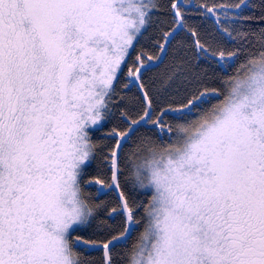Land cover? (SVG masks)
<instances>
[{
  "label": "snow or ice",
  "instance_id": "obj_1",
  "mask_svg": "<svg viewBox=\"0 0 264 264\" xmlns=\"http://www.w3.org/2000/svg\"><path fill=\"white\" fill-rule=\"evenodd\" d=\"M157 7L0 0V264H51L66 243L115 264L116 250L141 225L134 264H264V12L245 15L247 0L204 4L197 10L213 19L215 33L201 34L188 24L187 0H172L175 27L159 31L155 61L175 55L185 35L197 60L238 68L212 87L208 70L193 71L185 52L153 88L144 79L152 57L132 54ZM248 37L255 44L227 47ZM129 61L139 111L119 110L124 127H113L99 147L90 129L112 114ZM178 79L184 90H174L176 101L166 89ZM137 138L133 175L146 201L120 179ZM98 147L108 167L90 171ZM86 188L114 191L115 200L90 203ZM100 208L112 224L100 219L90 234L74 228L95 221Z\"/></svg>",
  "mask_w": 264,
  "mask_h": 264
},
{
  "label": "trees",
  "instance_id": "obj_2",
  "mask_svg": "<svg viewBox=\"0 0 264 264\" xmlns=\"http://www.w3.org/2000/svg\"><path fill=\"white\" fill-rule=\"evenodd\" d=\"M153 2L156 3L158 7L156 9H153V11L151 12L149 24L143 29L142 35L140 37V43L137 45V51L134 52L132 55H140V52L142 50L144 53L147 54V56L152 57V59L155 60V57L159 55V51L153 47V42L158 39L159 31L162 28L165 31H169L173 27H175V25L172 24V16L169 10V5L172 0H153ZM236 2H238V0H187V11L189 12V16L187 17L188 24L189 26H197L201 34L205 32L215 33V25L213 19L204 18L203 14L198 11L197 8L204 4H230ZM247 4L248 10L245 15L259 16L262 12H264V0H247ZM245 30H247V26L241 29V31ZM216 35L219 36V33H216ZM233 35H235V33H233ZM249 40H251L253 44H255L254 39L252 37H248L243 41H233L232 43H229L227 47L232 48L234 45H238L240 43L247 44ZM188 42L189 41L187 36L181 35L180 37H178L177 41L174 42L175 55L170 52L167 58L163 60V62L158 67L152 68L151 71H148L144 77L145 81H147V83L153 88H160L164 81V78L167 77L173 71L176 60L183 57L185 55V52L187 53L186 58L191 59L190 67L193 71L200 72L202 69L208 70V75L213 77V79L211 81H208L207 83H209L212 87L221 88L223 85L224 78L226 76L235 74L238 66H234L231 70L221 71L220 65L213 64L205 57H200L199 60H197L195 51L185 48V45ZM135 67L136 65L129 61L128 67L125 68L124 76L122 77L120 85L118 87V95L114 98L116 107L113 109L112 114L106 119V122L104 123L102 128L90 131L93 141H95L99 147H102L104 143H108L106 134L109 133L113 127H124V125L119 119V110H131L134 116L136 112L139 111L137 101L134 99V97L138 96V92L134 86L130 87L128 84V69H135ZM125 84H128V88H124ZM176 88H180L181 92H183L184 90L183 86H181L179 79L173 81L170 85H168L166 90L167 93L173 96L176 101H179L180 97L176 96L174 92ZM121 97H124L125 99L122 100ZM220 99H223V96H221ZM172 106L176 107L177 105L173 104ZM153 139L156 138L154 137ZM135 143H139V138H137ZM99 147L97 155L94 158V163L91 166H88L90 171H95L97 168L106 169L108 167L102 159V153L99 151ZM135 155H139V153L136 152V144L126 148L125 154L123 156V162L120 165V167H122L123 169L122 177L123 179H125V186L123 187L129 191L134 189L135 192H137L138 199L146 201L148 197L139 195V193L143 190H138L136 187L132 186L133 168L132 165L129 164L127 158L131 157L132 159ZM86 198L89 199L90 203L94 204H99L101 203V201L115 200V198L113 197L98 200L96 198L89 197L87 193ZM100 219L107 220L109 224L113 223L111 220L108 219L104 209L100 208L96 210L95 221L92 220L89 223L92 225V228H90L88 225L84 228L79 226L76 229H84L86 230V234H90L94 230L96 223H98ZM116 223L118 224L119 221H117ZM142 231L143 227L141 225V227L132 234L131 238L127 242V245L123 248H118L116 250L114 254L115 264H129L130 253L133 250V245L138 242L139 235ZM75 250L77 251L80 257L81 264H101L102 253L99 250L89 248L85 251L83 249V246L81 245H76Z\"/></svg>",
  "mask_w": 264,
  "mask_h": 264
},
{
  "label": "flooded vegetation",
  "instance_id": "obj_3",
  "mask_svg": "<svg viewBox=\"0 0 264 264\" xmlns=\"http://www.w3.org/2000/svg\"><path fill=\"white\" fill-rule=\"evenodd\" d=\"M153 62H155L154 59H153ZM162 62H163V61H162ZM162 62H161V63H162ZM145 63H147V61H145ZM161 63H160V64H161ZM160 64L156 65L155 67H158ZM155 67H152V68H155ZM129 86H130V87H133L134 84H133V85L129 84ZM166 119L169 121V123H172V124L185 123L184 121H178V122H176V121L172 120L171 116L166 117ZM105 122H106V119L103 120V122L101 123V125H100L99 127L94 128V129H92V130L102 128V126L104 125ZM90 131H91V130H90ZM153 138H154V137H153ZM155 138H156V137H155ZM164 139L167 140L168 137H164ZM134 144H137V143H135V142H134V143H130V144L127 145L126 148L131 147V146H133ZM137 157H138V155L133 156L132 159H131V157H130V158H127L129 164L132 165L133 173H134V171H135V169H134V167H133V163H134V161H136ZM93 163H94V159H92V160L86 162V166H87V167H88V166H91ZM107 166H108V165H107ZM121 169H122V167H121ZM122 175H123V169H122V173H121V178H120V179H121V185H122V186H125V179H123ZM132 181H133V183H132V186H133V187H136L138 190H142V189H139V187L135 184L134 175H133V180H132ZM128 191H129V190H128ZM131 191L134 192V193H137V192H135L134 189H132ZM143 191H144V190H143ZM85 192L87 193V195H88L89 197H93V198H96V199H98V200H99V199H104V198H109V197H111V198H112V197L115 198V195H116V193H115L114 191H113V192H109L108 195H104V194H102V195H97V194L92 190V188H86V189H85Z\"/></svg>",
  "mask_w": 264,
  "mask_h": 264
},
{
  "label": "clouds",
  "instance_id": "obj_4",
  "mask_svg": "<svg viewBox=\"0 0 264 264\" xmlns=\"http://www.w3.org/2000/svg\"><path fill=\"white\" fill-rule=\"evenodd\" d=\"M85 211H87V209H85ZM51 264H81V261H80V257L77 251L75 250L74 246L71 243H66L64 256L61 257L60 259H57L56 255L53 254ZM129 264H134L132 252L130 253ZM141 264H143L142 261H141Z\"/></svg>",
  "mask_w": 264,
  "mask_h": 264
},
{
  "label": "rangeland",
  "instance_id": "obj_5",
  "mask_svg": "<svg viewBox=\"0 0 264 264\" xmlns=\"http://www.w3.org/2000/svg\"><path fill=\"white\" fill-rule=\"evenodd\" d=\"M145 2H147V0H145ZM143 31V30H142ZM103 122V120L102 121H100L97 125H95V126H92L91 127V129L90 130H92V129H94V128H97V127H99L100 125H101V123ZM92 220H89V222L87 223V224H77V225H75L74 226V228H77V227H79V226H81V227H86V226H88L89 225V223L91 222Z\"/></svg>",
  "mask_w": 264,
  "mask_h": 264
},
{
  "label": "water",
  "instance_id": "obj_6",
  "mask_svg": "<svg viewBox=\"0 0 264 264\" xmlns=\"http://www.w3.org/2000/svg\"><path fill=\"white\" fill-rule=\"evenodd\" d=\"M162 61H160V62H153V67H155L156 65H158V64H160ZM132 85V84H131ZM103 193H101L100 195H102Z\"/></svg>",
  "mask_w": 264,
  "mask_h": 264
}]
</instances>
